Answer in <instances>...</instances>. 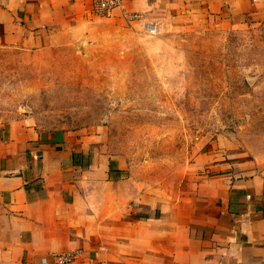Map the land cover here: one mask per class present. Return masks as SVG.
<instances>
[{
	"label": "crops",
	"instance_id": "obj_1",
	"mask_svg": "<svg viewBox=\"0 0 264 264\" xmlns=\"http://www.w3.org/2000/svg\"><path fill=\"white\" fill-rule=\"evenodd\" d=\"M89 8L91 0H0V44L68 43ZM116 10L165 24L259 15L264 0H121ZM25 126L0 123V264H56L61 252L75 253L68 264H264L263 159L211 151L187 188L153 192L112 178L122 169L77 133Z\"/></svg>",
	"mask_w": 264,
	"mask_h": 264
},
{
	"label": "rangeland",
	"instance_id": "obj_2",
	"mask_svg": "<svg viewBox=\"0 0 264 264\" xmlns=\"http://www.w3.org/2000/svg\"><path fill=\"white\" fill-rule=\"evenodd\" d=\"M88 13L68 43L0 44V123L77 133L112 178L153 192L187 188L211 151L264 160V13L150 22L155 35Z\"/></svg>",
	"mask_w": 264,
	"mask_h": 264
},
{
	"label": "built area",
	"instance_id": "obj_3",
	"mask_svg": "<svg viewBox=\"0 0 264 264\" xmlns=\"http://www.w3.org/2000/svg\"><path fill=\"white\" fill-rule=\"evenodd\" d=\"M121 0H91V10L94 13H109L112 10L118 9L120 6ZM123 16L128 21H142L143 15L136 12H123ZM143 30L149 35H155L158 32V28L147 21L143 22ZM78 146L79 144L76 143ZM52 257L56 264H68L74 260V252H61L53 253ZM41 262L44 263L45 259H41Z\"/></svg>",
	"mask_w": 264,
	"mask_h": 264
}]
</instances>
